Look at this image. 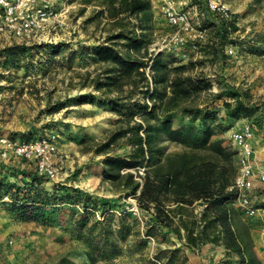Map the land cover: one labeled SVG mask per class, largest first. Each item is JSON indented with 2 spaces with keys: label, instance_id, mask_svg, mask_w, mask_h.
I'll return each mask as SVG.
<instances>
[{
  "label": "trees",
  "instance_id": "trees-1",
  "mask_svg": "<svg viewBox=\"0 0 264 264\" xmlns=\"http://www.w3.org/2000/svg\"><path fill=\"white\" fill-rule=\"evenodd\" d=\"M83 1L96 7L85 22L102 24L104 34L93 45L79 44L71 59L84 52L92 55L94 69L79 74L80 86L96 91L116 118L103 137L82 140L81 151L100 156L101 179L133 195L155 225L169 229L185 247L198 252L206 244L221 246V264H263L253 237L262 223L245 216L237 205L236 151L224 133L234 120L257 111L263 116L264 107L249 101L247 92L233 84L212 92L213 82L201 69L203 60L183 61L166 51L153 52L149 59L139 56L136 49L154 24L151 0ZM198 2L211 29L206 47L222 61L229 36L238 30L235 18L215 14L203 0ZM26 50L27 46L14 44L0 56L14 60ZM63 107L59 102L48 111ZM4 168L0 164V175ZM12 175L14 182L0 179V200L17 219L63 227L59 219L65 214L74 230L88 229L84 238L78 235L85 259L62 254L57 264H95L120 253L111 229L89 236L96 224L103 223L96 220L97 212L113 215L107 200L73 186H46L37 171ZM4 196L8 200H2ZM130 229L123 224L118 233L125 237ZM171 251L174 255L179 248Z\"/></svg>",
  "mask_w": 264,
  "mask_h": 264
},
{
  "label": "rangeland",
  "instance_id": "rangeland-1",
  "mask_svg": "<svg viewBox=\"0 0 264 264\" xmlns=\"http://www.w3.org/2000/svg\"><path fill=\"white\" fill-rule=\"evenodd\" d=\"M222 1L229 6L230 16L235 18L238 27L224 46L225 58L217 61L206 47L211 29L200 15L198 0L188 3L185 9L195 23L206 25L207 42L197 53L188 50L185 57L181 54H175V57L183 61L190 58L203 60L201 69L213 82L212 92L224 88V84H233L247 92L249 101L251 98L253 103L264 107V0ZM151 2L153 28L136 49V53L146 59L150 58L161 37L172 31L161 13L162 0ZM95 8L83 0H66L62 5L61 21L41 42L25 44L0 33V51L14 44L28 47L17 53L14 60L0 56V140L8 138L18 142L42 136L49 138L56 145L54 165L57 170L56 177L50 178L39 173L34 162L17 158L12 152L3 157L0 141V164L6 167L0 179L14 182L12 174L20 177L23 172L37 171L46 186H73L107 200L113 215L104 217L97 212L96 220L103 223L96 224L89 236L99 235L104 228L111 229L110 237L116 241L120 253L109 260L100 258L95 264H221L224 251L220 246L204 245L194 252L182 245L169 229L155 225L150 212L141 209L133 195L116 190L101 179L100 156L81 151L82 140L103 137L116 118L96 91L80 86L79 74L94 69L92 55L84 52L71 59L72 50L78 49L79 44L93 45L104 34L102 24L95 26L85 22ZM133 18H136L135 14ZM82 98L87 99L79 102ZM59 102L64 104L62 109L48 111ZM243 122L254 124L257 132L254 149L264 154V115L257 111L252 116L234 120L231 127ZM122 151L121 148L116 153ZM258 158L262 168L264 157ZM255 183L257 191L254 195H258L257 202L264 208V182L256 180ZM2 200H8V197L4 196ZM122 216H125L123 223ZM66 218L65 214L60 216L63 227L23 222L6 210L0 200V264H57V258L62 254L83 261L85 245L82 238L88 229L76 231ZM254 219L264 223V211L260 210ZM123 224L131 228L125 237L118 233ZM174 248H179V252L172 255ZM184 256L185 263L182 261Z\"/></svg>",
  "mask_w": 264,
  "mask_h": 264
},
{
  "label": "built area",
  "instance_id": "built-area-1",
  "mask_svg": "<svg viewBox=\"0 0 264 264\" xmlns=\"http://www.w3.org/2000/svg\"><path fill=\"white\" fill-rule=\"evenodd\" d=\"M66 0H0V33L7 34L22 43L41 42L50 29L61 21L62 5ZM196 0H162L161 13L172 31L161 37L154 53L171 52L186 56V51L197 53L207 42V29L192 20L185 9ZM209 11L230 19L229 6L222 0H203ZM203 16V13L200 12ZM232 52V50H229ZM256 128L251 122H243L228 129L226 139L236 151L238 172L234 183L237 205L247 217H256L262 209L252 191L256 180L264 182V171L254 165V137ZM3 157L8 152L24 160L34 162L39 173L50 178L57 175L54 165L55 143L46 137L11 141L0 140ZM259 242L264 257V225L259 230Z\"/></svg>",
  "mask_w": 264,
  "mask_h": 264
},
{
  "label": "crops",
  "instance_id": "crops-1",
  "mask_svg": "<svg viewBox=\"0 0 264 264\" xmlns=\"http://www.w3.org/2000/svg\"><path fill=\"white\" fill-rule=\"evenodd\" d=\"M5 36H7V37H10L9 35H7V34H4ZM12 38V37H11ZM12 39H14V38H12ZM15 40V39H14ZM228 131V130H227ZM227 131L224 133V137L226 138V135H227ZM255 134H257V132H255ZM255 141H256V135H255V137H254V147H255ZM229 142V141H228ZM230 143V142H229ZM262 155V156H261ZM258 156L259 157H261V158H263L264 157V154L262 153H260L258 150H255L254 149V157H253V159H254V165H255V169L257 170V171H264V166L262 167V168H260V166H259V161L257 160V159H260V158H258ZM256 184H255V188H254V190L252 191V193L254 194L257 190H256ZM260 195H262L263 196V194H260ZM254 197L257 199L258 198V195L256 196V195H254ZM262 211H264V208H262L261 209ZM264 225V223H262V224H260V225H258L254 230H253V237H254V241H255V244H256V251H257V253H258V255H259V257L261 258V260H262V263L264 264V257H263V253H262V250H261V247H260V242H259V230H260V228L262 227ZM206 245H209V244H206ZM220 250L221 251H224V249L220 246ZM196 253H193V255H195Z\"/></svg>",
  "mask_w": 264,
  "mask_h": 264
}]
</instances>
